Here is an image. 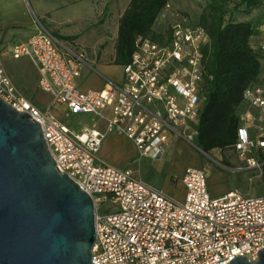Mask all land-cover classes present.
<instances>
[{
    "label": "built area",
    "instance_id": "obj_1",
    "mask_svg": "<svg viewBox=\"0 0 264 264\" xmlns=\"http://www.w3.org/2000/svg\"><path fill=\"white\" fill-rule=\"evenodd\" d=\"M259 30L264 34V20ZM164 36L161 43L137 39L122 83L107 80L99 90L84 91L79 78L90 66L86 50H68L43 30L29 42L15 43L12 58L38 67V89L51 97L44 108L22 95L12 80L0 36V97L41 125L58 171L91 196L97 238L93 264H229L235 256L255 260L264 248V193L233 190L214 197L206 169L189 166L182 174L186 197L181 203L131 169L99 158L104 139L114 132L130 141L142 160L162 159L175 137L196 146L206 105L204 49L210 37L190 18ZM242 102L234 148L248 167H262L264 161L256 155L264 153V83L248 87ZM53 109H65L68 116L91 114L107 121L106 130L75 133Z\"/></svg>",
    "mask_w": 264,
    "mask_h": 264
},
{
    "label": "rangeland",
    "instance_id": "obj_2",
    "mask_svg": "<svg viewBox=\"0 0 264 264\" xmlns=\"http://www.w3.org/2000/svg\"><path fill=\"white\" fill-rule=\"evenodd\" d=\"M129 2L130 0H108L107 6L110 8L107 12L100 14L93 22V31L100 34L109 33L111 44L108 51L110 53L102 47L91 50L82 49L77 47L72 40H60V42L68 50L77 52L86 50L89 61L98 63L104 59L103 61L108 62L106 64H112L113 61L110 63L109 55L114 52L113 46L115 39L118 38L120 18L127 9ZM42 3L44 4V2ZM209 4L210 0H169L167 7L157 18L154 31L167 35L169 28L182 21L183 18H190L196 23ZM253 9H258V6ZM249 12L246 5L240 4L239 0H236L228 4L225 17L227 21H239L244 17V14ZM37 15L39 14L36 8V0H0V16H2L3 23L9 25L4 26L3 32L4 50L7 49L8 52L4 57L5 67H7L20 93L33 102L37 101L42 106L47 102L50 104L51 97L38 89V67L27 59L14 60L10 49H8L11 43L26 42L30 39L31 34L38 33L40 30L47 31L53 36L58 35L47 20L37 18ZM95 71H92V76L84 83V87L98 86L100 74L103 71L99 66L95 67ZM120 74L121 69L113 66L110 78H119ZM52 112L60 117L61 121L75 133L94 127H98L102 131L106 130L105 122L91 114L68 116L64 111L61 113L53 109ZM107 135L100 148V160L114 167L131 169L136 177L150 183L158 190H164L177 202L182 203L185 200L186 190L182 184V174L189 166L206 169L208 188L214 197L233 190H239L252 196H259V194L264 193V166L248 167L246 161L239 158L234 147L225 150L216 149L211 154H205L184 139L175 137L172 138L166 155L158 161H151L146 158L144 160L139 159L137 149L123 135L115 132ZM256 159L263 162L264 153H257ZM105 206L110 209L109 203H106Z\"/></svg>",
    "mask_w": 264,
    "mask_h": 264
},
{
    "label": "water",
    "instance_id": "obj_3",
    "mask_svg": "<svg viewBox=\"0 0 264 264\" xmlns=\"http://www.w3.org/2000/svg\"><path fill=\"white\" fill-rule=\"evenodd\" d=\"M56 166L41 125L0 97V264H93V200ZM229 264H264V248Z\"/></svg>",
    "mask_w": 264,
    "mask_h": 264
},
{
    "label": "trees",
    "instance_id": "obj_4",
    "mask_svg": "<svg viewBox=\"0 0 264 264\" xmlns=\"http://www.w3.org/2000/svg\"><path fill=\"white\" fill-rule=\"evenodd\" d=\"M169 0H130L120 18L116 56L113 63L126 66L136 52L140 37L163 42L164 34L154 25ZM236 0H210L198 23L208 32L210 45L204 49L206 105L200 115L196 146L206 154L234 147L239 138L237 115L245 91L259 82L262 65L260 51L250 45L254 24L226 20L227 6ZM249 11L257 0H239ZM59 40H72L54 35ZM212 77V79H210ZM264 173V168H263Z\"/></svg>",
    "mask_w": 264,
    "mask_h": 264
},
{
    "label": "crops",
    "instance_id": "obj_5",
    "mask_svg": "<svg viewBox=\"0 0 264 264\" xmlns=\"http://www.w3.org/2000/svg\"><path fill=\"white\" fill-rule=\"evenodd\" d=\"M257 1L259 2L258 9L251 10L248 14H244L243 18L235 22L237 23L247 22V23H251L252 25L254 24L256 32L250 40V45L252 46L253 49L260 51L261 46L264 45V34L261 32V30H259V26L264 20V8L261 0H257ZM42 2H44L45 5ZM107 4H108V0H36V8L38 9V14H39L37 15V18L47 20V22L53 26V29H55V31L59 36L64 38L72 37L73 38L72 42L75 45H77V47H80L82 49L85 48L87 50L95 49L97 47L99 48L102 47L107 52L108 50H110L109 46L111 44L109 33L106 32V34L103 33L100 34L98 32L93 31L92 29L93 22L96 21V18L100 16V14H103L105 11L107 12V10L110 8L109 6H107ZM159 17L160 16H158V18ZM4 26H9V25L4 24L2 20V16H0V36L2 38L3 53L6 55L8 54V52L7 49L4 50V38H3V32L5 30ZM11 26H16V25H11ZM7 28H11V27H7ZM38 33L31 34V37H29L30 39H28L26 42H29L31 38ZM63 41H68V40H63ZM15 43L18 42L11 43L8 49L11 50L12 45H14ZM116 43H117V38L115 39L113 46L114 52L111 55H109L111 61L110 63H112V61L115 59L116 56V49H115ZM260 59H261L262 71L258 83H264V52L263 51L262 52L260 51ZM103 60L104 59H101L100 61H98V63L88 60L90 66L84 67L81 73V77L79 78V85L81 90L83 91L87 89L99 90L103 88L107 80L112 82L114 81L116 83L123 82L124 77L122 70L124 66H119L116 65L115 63L106 64L108 62ZM94 66L95 67L99 66V68L103 71L100 74L101 77L98 86L84 87V83L92 76V71H95ZM113 66H117L121 69V74L119 78H110ZM34 103L39 108H44L49 105L48 102L46 104L45 103L42 104V106L39 103H37V101ZM57 111L61 113H63L64 111L65 114H67L65 109H60ZM85 115H75V116H85ZM106 116L107 117L110 116L109 111L106 112ZM100 121H104L105 125L107 126V121L103 119H100ZM91 129L99 130L98 127H94V128H86L84 129V131Z\"/></svg>",
    "mask_w": 264,
    "mask_h": 264
}]
</instances>
